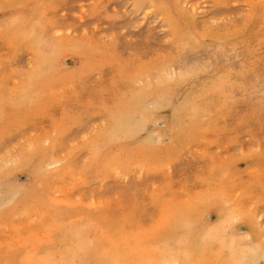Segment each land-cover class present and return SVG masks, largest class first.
<instances>
[{"label":"rangeland","instance_id":"obj_1","mask_svg":"<svg viewBox=\"0 0 264 264\" xmlns=\"http://www.w3.org/2000/svg\"><path fill=\"white\" fill-rule=\"evenodd\" d=\"M109 263L264 264V0H0V264Z\"/></svg>","mask_w":264,"mask_h":264},{"label":"bare ground","instance_id":"obj_2","mask_svg":"<svg viewBox=\"0 0 264 264\" xmlns=\"http://www.w3.org/2000/svg\"><path fill=\"white\" fill-rule=\"evenodd\" d=\"M111 133V132H110ZM114 133V131H112V134ZM113 162V161H112ZM112 162H110V163H112ZM53 163H57V161H52V164ZM116 163V162H115ZM57 165V164H56ZM61 202H63L62 200H61ZM81 205H84V204H81ZM98 205V204H97ZM87 206V205H86ZM74 207V206H73ZM75 207H76V205H75ZM80 207V206H79ZM94 209V208H93ZM97 210V209H96ZM102 210V209H101ZM98 212H99V210H97ZM96 211V212H97ZM187 214V213H186ZM102 217H104V216H102V215H100L99 216V218H102ZM115 221V220H114ZM109 226V225H108ZM89 227V226H88ZM68 233H70V232H68ZM93 240H95V239H93ZM109 242V241H108ZM103 244V243H102ZM111 244H109L108 246H110ZM106 248V247H105ZM114 248H118V247H114ZM114 248H111V250L113 249L114 250ZM237 251V250H236ZM105 252V251H104ZM240 252V251H239ZM243 254V253H242ZM106 255H107V253H106ZM112 255V254H111ZM103 256H105V255H103ZM100 257V256H99ZM114 257V256H113ZM97 258V257H96ZM105 258H106V256H105ZM113 259V258H112ZM109 260H111V259H109ZM112 261V260H111ZM114 261V260H113ZM101 262V261H100ZM176 263V262H175ZM109 264H111V263H109Z\"/></svg>","mask_w":264,"mask_h":264}]
</instances>
